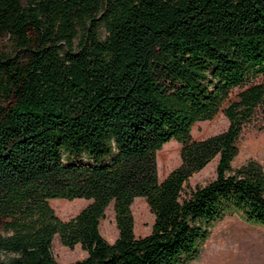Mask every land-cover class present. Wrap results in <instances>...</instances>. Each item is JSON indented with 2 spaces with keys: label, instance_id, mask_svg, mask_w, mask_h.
I'll return each mask as SVG.
<instances>
[{
  "label": "trees",
  "instance_id": "trees-1",
  "mask_svg": "<svg viewBox=\"0 0 264 264\" xmlns=\"http://www.w3.org/2000/svg\"><path fill=\"white\" fill-rule=\"evenodd\" d=\"M0 264H190L229 214L264 226V170L233 166L264 124V0H0ZM227 128L194 139L218 112ZM180 164L159 181L156 153ZM217 158L215 177L187 188ZM153 215L136 237L131 205ZM50 199H85L62 220ZM112 203L117 237L99 221Z\"/></svg>",
  "mask_w": 264,
  "mask_h": 264
},
{
  "label": "rangeland",
  "instance_id": "rangeland-1",
  "mask_svg": "<svg viewBox=\"0 0 264 264\" xmlns=\"http://www.w3.org/2000/svg\"><path fill=\"white\" fill-rule=\"evenodd\" d=\"M7 38L0 39V49L10 48ZM228 120L220 111L212 119L196 122L190 134L194 139H204L224 131ZM238 152L233 166L247 161L259 163L264 170V124L261 127H246L238 139ZM157 176L162 181L166 175L180 164V144L171 140L156 153ZM217 158L212 159L204 168L194 173L187 182V188L204 185L215 177ZM55 215L62 220L74 217L88 203L85 199H50L48 201ZM133 231L136 237L147 235L153 223L144 198H135L131 205ZM99 232L108 242L117 237L113 205L110 203L99 221ZM51 249L55 260L60 264L74 262L86 256L79 245L72 249L64 246L57 235L53 237ZM190 264H264V226L243 221L236 214H229L215 223L205 241L200 257Z\"/></svg>",
  "mask_w": 264,
  "mask_h": 264
}]
</instances>
